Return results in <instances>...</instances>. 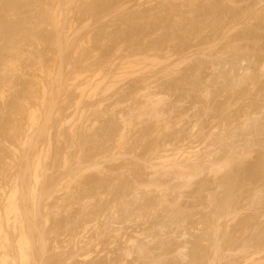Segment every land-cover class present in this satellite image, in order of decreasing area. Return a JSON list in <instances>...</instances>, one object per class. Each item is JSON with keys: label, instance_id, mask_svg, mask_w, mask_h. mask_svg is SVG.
<instances>
[{"label": "rangeland", "instance_id": "obj_1", "mask_svg": "<svg viewBox=\"0 0 264 264\" xmlns=\"http://www.w3.org/2000/svg\"><path fill=\"white\" fill-rule=\"evenodd\" d=\"M15 4L0 264H264V0Z\"/></svg>", "mask_w": 264, "mask_h": 264}, {"label": "bare ground", "instance_id": "obj_2", "mask_svg": "<svg viewBox=\"0 0 264 264\" xmlns=\"http://www.w3.org/2000/svg\"><path fill=\"white\" fill-rule=\"evenodd\" d=\"M15 1H17V0H0V36H1V38H2V31L4 30L5 32L7 31H13L14 29H16L17 27L16 26H18V24H16V23H11V21H12V19L10 20V18H13V17H10L11 15H9V12H11V10H13L14 8H15V6H14V4H15ZM23 2V1H22ZM18 3V2H17ZM23 4V3H22ZM35 4V3H34ZM16 5V7H17V4H15ZM29 5V4H28ZM21 6V5H20ZM211 6V5H210ZM209 6V7H210ZM205 7V6H204ZM207 8H208V6H207ZM210 8H212V7H210ZM217 8V7H216ZM21 9V8H20ZM205 9V8H204ZM16 8L14 9V11H12L13 13L15 12L16 13ZM19 11V10H18ZM28 11V10H27ZM258 11H260V10H258ZM8 13V14H7ZM12 13V14H13ZM27 13V12H26ZM256 13V12H255ZM11 14V13H10ZM23 15H25L24 13H23ZM258 15V14H257ZM260 15V14H259ZM209 16V15H208ZM15 17V16H14ZM9 18V19H8ZM27 19V18H26ZM53 20H55V18L53 19ZM24 22V21H23ZM18 23V22H17ZM15 24H16V26H15ZM22 25V24H21ZM23 27H24V24H23ZM22 28V27H21ZM19 30H21L20 29V27H19ZM3 31V32H4ZM4 32V33H5ZM10 32V33H11ZM15 32V31H14ZM14 32H12L11 34H13ZM19 33V32H18ZM25 34V33H24ZM27 34V33H26ZM31 34V33H30ZM22 35V34H21ZM34 35V34H33ZM5 36V35H4ZM19 36V35H18ZM30 36V35H29ZM35 36V35H34ZM7 37V36H6ZM25 37H27V36H25ZM24 37V38H25ZM33 37V36H32ZM14 38V37H13ZM23 38V39H24ZM35 38V37H34ZM12 43V42H11ZM18 45V44H17ZM16 46V45H15ZM13 48V47H12ZM8 49V48H7ZM16 50H17V48H15ZM234 49H236V48H234ZM14 50V49H13ZM3 52V51H2ZM4 57V56H3ZM1 59H2V57H1ZM0 59V60H1ZM12 61V60H11ZM10 62V61H9ZM9 62L7 63V64H9ZM11 63V62H10ZM14 64V63H13ZM6 66V65H5ZM9 66V65H8ZM11 66V65H10ZM7 67V66H6ZM5 67V68H6ZM13 67V66H12ZM9 68V67H8ZM12 70V72H13V70H15L14 68L13 69H11ZM11 70H9V71H11ZM4 71V70H3ZM11 73V72H10ZM6 74H7V72H6ZM29 86V85H28ZM2 87H4V86H2ZM29 88H30V86H29ZM1 89V88H0ZM29 89L27 88L26 89V91H28ZM4 91H5V89H4ZM4 91H2V93L4 92ZM29 93V92H28ZM4 94H2V96H3ZM1 98V97H0ZM22 100H23V97L21 98ZM26 99V98H25ZM19 100V99H18ZM20 101V100H19ZM24 103H27V102H25L24 101ZM10 104V103H9ZM26 105V104H25ZM20 106V105H19ZM29 107V106H28ZM31 108L32 107H30V110H31ZM19 109V108H18ZM20 109H21V107H20ZM22 109H23V107H22ZM34 109V108H33ZM37 110H38V108H36ZM27 110V109H26ZM35 110V109H34ZM26 112V111H25ZM24 112V113H25ZM29 112V113H28ZM21 113V112H20ZM22 113H23V111H22ZM29 115H28V114ZM40 113V112H39ZM26 114L29 116V120H31L32 122H36V119L37 118H39L37 115H38V111H37V115H36V113L35 112H33L32 110L31 111H27L26 112ZM3 118H4V116H2ZM1 117V118H2ZM2 118V119H3ZM40 119V118H39ZM38 120V119H37ZM28 121V120H27ZM1 122H3L2 120H1ZM38 122V121H37ZM30 123V122H29ZM30 124H32V123H30ZM34 125H36V123L34 124ZM38 125V124H37ZM228 149V148H227ZM228 151V150H227ZM227 154H229V153H227ZM229 156V155H228ZM231 157V156H230ZM233 158V157H232ZM227 159V158H226ZM229 159V158H228ZM228 159H227V162H228ZM231 159V158H230ZM229 159V160H230ZM234 160V159H233ZM226 161V160H225ZM224 161V163H226ZM232 161V160H231ZM230 162V161H229ZM218 165H220V164H218ZM227 165H228V163H227ZM227 165H224V166H227ZM221 166H222V164H221ZM229 166V165H228ZM227 166V167H228ZM215 168H214V170L216 169V167H218L217 165L216 166H214ZM211 168V167H210ZM221 168V167H220ZM222 168H223V166H222ZM213 170V171H214ZM220 170V169H219ZM218 170V171H219ZM222 170V169H221ZM217 171V172H218ZM220 172V171H219ZM258 196V195H257ZM12 197V196H11ZM256 196H254V198H255ZM12 199V198H11ZM256 199V198H255ZM14 201V200H13ZM16 201V200H15ZM8 203V202H7ZM11 203V202H10ZM15 203H17V201L15 202ZM230 203V202H229ZM12 204V203H11ZM231 204V203H230ZM10 205V204H9ZM9 207V206H8ZM9 210V209H8ZM13 210H14V208H13ZM8 213V212H7ZM9 213H10V211H9ZM16 213V212H15ZM11 214V213H10ZM8 215V214H7ZM4 224V223H3ZM1 227V226H0ZM2 234V233H1ZM3 237H5V236H3ZM1 239V238H0ZM3 241V240H2ZM1 241V242H2ZM28 243V242H27ZM217 243V242H216ZM3 244V243H2ZM26 245H28V244H26ZM1 246V245H0ZM217 246V245H216ZM2 248V247H1ZM24 248H26L25 246H24ZM252 258V257H251ZM250 258V259H251ZM253 259V258H252ZM254 262V261H253ZM253 264V263H252ZM256 264H258V262H256Z\"/></svg>", "mask_w": 264, "mask_h": 264}]
</instances>
